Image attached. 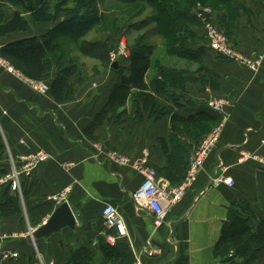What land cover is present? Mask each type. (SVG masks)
Here are the masks:
<instances>
[{
    "label": "crops",
    "instance_id": "1",
    "mask_svg": "<svg viewBox=\"0 0 264 264\" xmlns=\"http://www.w3.org/2000/svg\"><path fill=\"white\" fill-rule=\"evenodd\" d=\"M230 2L233 9L246 10L234 21L238 42L245 50L264 51V0ZM44 30L25 37L42 36L47 31ZM196 33L199 38L188 47L206 48L208 53L202 33L199 30ZM161 66L178 70L167 64ZM201 66L213 76L197 73ZM191 67L196 70L191 71ZM182 69L196 72L197 80L184 83V88L169 84L176 101L164 94L157 96L163 107L173 108L172 115L157 118L150 110H142L143 117H139L137 104L129 100L120 119L106 120L96 126L93 138L85 131L109 102L118 80L116 75L104 74L83 83L81 78L71 77L69 83L74 94L64 104L58 103L51 93L46 96L34 93L21 77L0 75L3 120L0 138L6 139L9 158L14 161L13 173L18 171L17 165L25 164L22 156L40 150L46 152L48 159L33 168L30 177L19 169L26 181L28 200L39 205L69 191L67 202L77 220L74 230L64 229L46 239L34 241L30 234L18 232L20 235L0 240V249L18 254V258L2 260L0 264H68L72 253L82 246L91 252L89 264H110L100 247L105 235L102 210L107 204L116 206L125 221L127 236L121 242L130 247L133 261L142 256L149 240L161 254L153 258L144 256L145 264H247L250 261L247 255L235 251L220 257L215 249L225 225L231 231L248 226L249 242L252 247L258 245L256 229L264 220V66L259 74H253L237 64L207 55L204 64H184ZM150 74L151 69L148 82L157 75ZM128 75L125 71V76ZM222 99L228 106L219 113L211 103ZM200 112H206L218 123L224 120L221 138L199 171L195 184L171 209L166 223L158 228L153 215L134 203V192L144 185V178L134 164L147 152L148 165L157 171L159 181L172 188V180L177 183L180 180L169 172L173 152L172 117L188 119ZM179 143L191 147L195 138L180 135ZM112 153L128 157L131 163L121 166L111 162L108 158ZM69 164L72 167L67 168ZM167 172L171 177H167ZM218 176L231 178L234 187L212 184ZM62 204H55L53 213ZM27 225L30 229L28 221ZM252 260L264 264L261 255Z\"/></svg>",
    "mask_w": 264,
    "mask_h": 264
},
{
    "label": "trees",
    "instance_id": "2",
    "mask_svg": "<svg viewBox=\"0 0 264 264\" xmlns=\"http://www.w3.org/2000/svg\"><path fill=\"white\" fill-rule=\"evenodd\" d=\"M0 1V36H6L14 33L29 32L33 24L48 23L53 21L50 14L55 8L65 6L70 0H7ZM57 1V2H56ZM130 2L132 0H122ZM143 1L151 4L159 13L156 17L161 25V33L171 41V50L179 52L180 56L186 59L194 60L197 64H204L206 55L205 49L192 50L188 47L190 42L195 39L194 27L199 23L197 16L192 9L198 3L205 4V0H133ZM222 1V0H221ZM226 1L229 10L221 18L222 24L229 33L232 32V24L241 17L240 9H233L230 0ZM17 6L14 12L8 11L5 7L8 3ZM58 3V4H57ZM186 4V7L180 8V5ZM99 0H76V6L70 14V18L62 22L61 29L54 28L45 35L15 41L0 49V56L3 60L10 63L24 77L33 81H45L48 76L58 67L59 61L55 63L51 54L57 47V36L62 28L65 34L72 38H80L89 33L101 20L102 15ZM24 14H27L25 16ZM93 57L104 62H109V49L106 43H96L92 46ZM171 51V52H173ZM152 49L147 46L138 45L132 49L129 58V66L124 71L129 72L125 76L124 71L120 73L116 84L111 90L109 102L95 122L85 131L88 137L93 138V131L96 126L102 125L104 121H118L123 115L122 110L126 107L129 100L137 104V115L142 116V110L152 112V116L157 118L163 115H172V107H163L158 101L157 96L164 94L169 99H174V94L169 91V84L184 88V83L196 81L195 73L187 69L173 70L165 66L158 69L157 75L148 82L147 75L152 67ZM158 67V66H157ZM60 68V67H58ZM118 68V72H119ZM198 72H206L212 75L209 69L201 66ZM79 73L76 64H70L64 68L61 67L60 74L54 79L51 85V95L61 104L67 103L74 94L73 86L69 83L71 77ZM160 77V78H159ZM201 79H205L202 77ZM216 87V85H215ZM218 124V120L209 116L206 112H200L195 116L185 119L180 116L172 117V135L173 152L170 155V171L177 178L178 183L172 180L173 187L182 183L187 177L190 169L189 157L199 146L203 137L207 135L212 127ZM187 135L195 138V144L191 147L182 146L179 143V136ZM0 166V171L1 170ZM2 174V173H1ZM0 174V175H1ZM167 177H171L167 172ZM25 185L26 181L23 180ZM24 194L28 196L24 186ZM6 198V199H5ZM27 212L34 221L33 227H39L43 220L51 215L55 209V204L50 201L39 205H33L28 197L25 203ZM21 208L19 196L7 190L3 197H0V209L16 211ZM250 228L245 226L240 231H231L225 225L221 238L219 239L215 254L220 257H226L232 251L247 255L250 261L247 264H255L252 259L257 255L264 257V220H262L256 229V238L258 245L252 247L246 236ZM101 251L106 254L110 264H134L133 254L126 244L121 241L115 246L109 245L105 236L100 240ZM256 255V256H255ZM259 258V257H258ZM91 261V252L87 246H82L72 253V260L68 264H89Z\"/></svg>",
    "mask_w": 264,
    "mask_h": 264
},
{
    "label": "rangeland",
    "instance_id": "3",
    "mask_svg": "<svg viewBox=\"0 0 264 264\" xmlns=\"http://www.w3.org/2000/svg\"><path fill=\"white\" fill-rule=\"evenodd\" d=\"M0 1H5L6 4L8 2L7 0ZM205 1V4L198 3L192 9V12L197 16L199 22L193 29L196 36L193 41H196L199 38L196 33L199 30L202 33L201 37L206 40L208 45V53L205 55L206 58L207 55H210L216 60L226 61L230 64H237L253 74H259L264 66V51L251 52L245 50L244 46L238 42L237 37L235 36V32L233 30L234 24H232V32L229 33L227 31L224 24L220 21L229 10V5L226 1ZM99 4V10L101 11L102 18L89 33L80 38H72L65 34L63 28L61 32H59L57 36V47L51 54L50 58L55 63L59 61L60 65H58V67L60 68H55L45 81H33L27 79L10 63L3 60L1 56L0 75H3L2 73H9L12 76L21 77L26 81V84L30 86L34 93H37L40 96H46L51 93V85L54 79L60 74L61 67L64 68L70 64L77 65L79 73L76 75V78H81L80 83L85 81H94L99 79V77L104 74H107L110 77H115L116 75L119 78L120 73H122L129 64L132 49L138 45L147 46L152 49V68L150 76H152L155 72H158L161 64H167L169 67L173 68L178 67V70L182 69L184 64H197V62L194 61L195 59L188 60L184 56H180L179 52L171 50V41H169V39L161 33V25L156 19V17H159V13L151 4L133 0L130 2H124L122 0H99ZM75 6L76 0H70L62 7H57L55 4L54 10L50 14L53 21L48 23L33 24V28L29 32L0 36V49L18 40L34 38L35 36H25L30 33H34L39 29L47 30L43 35L47 34L56 27L61 29L62 22L70 18V14ZM186 6L187 5L184 3L179 7L183 8ZM5 7L11 12L17 10V6L10 2ZM243 13H246V10L241 9V16ZM24 15L27 16V14ZM216 36H221L224 39L223 48L226 53L220 54L212 49L211 44H213V40ZM96 43L107 44L109 49V62H104L92 56L94 53L91 46ZM205 57L204 60L206 59ZM114 63L118 64L117 68H113ZM155 64H158V67ZM252 65L255 67L252 68ZM118 68L120 70L119 72ZM190 70L194 71L196 69L191 67ZM42 87L47 88V90L42 89ZM222 101L226 103V106L224 107L225 109L228 104L226 100L222 99ZM223 121L224 120L218 123L219 125L217 124L212 127L211 131L205 135L203 139L215 132L218 128L223 129ZM2 128L3 120L0 118V130ZM222 129L220 132V138L222 135ZM43 153L46 152L40 150L33 154V156L41 155ZM24 157L27 158L28 155L22 156L21 158ZM31 164V162H26L25 164L21 163L20 165H17V172H19L20 177V180L17 183L19 187L16 191H13L12 175L14 161L13 158H9V149L6 139L0 138V166L2 168L1 170H3L0 171V174L2 173L0 175V197H3L7 190H9L11 193L19 196L21 202V208L19 210L11 212L0 209V240L9 238L18 232L27 233L31 236L33 229L37 228L32 226L34 221L31 219L25 206L28 196H25L24 194V179H22L23 175L21 171H19V169L24 170L25 167L31 166ZM38 166L39 164L35 165L33 168H37ZM67 168L69 167L67 166ZM31 172L28 175L29 177L31 176ZM182 183L175 187H179ZM63 193L65 192H62L59 195ZM54 197H50L49 202H53L52 198ZM27 221L31 225L30 229L27 225ZM106 232L107 231L104 225L103 234Z\"/></svg>",
    "mask_w": 264,
    "mask_h": 264
},
{
    "label": "built area",
    "instance_id": "4",
    "mask_svg": "<svg viewBox=\"0 0 264 264\" xmlns=\"http://www.w3.org/2000/svg\"><path fill=\"white\" fill-rule=\"evenodd\" d=\"M223 43L224 39L221 36H216L213 40V44H211V47L217 53L223 54L226 53L224 52ZM251 67L254 68L255 66L252 65ZM42 89L47 90L45 87H42ZM225 106L226 103L222 100L213 101L211 103L213 110L219 113L223 112ZM221 129L222 128H218L215 132L204 138L195 151L192 152L189 157L190 169L188 171V175L179 187L167 188L159 181L157 171L148 165L147 152H143L142 157L135 162L134 167L144 178V185L135 191L132 197L137 208L147 210L153 215L156 227L160 228L166 223L171 209L184 199L186 193L195 184L199 171L204 167L211 152L220 140ZM47 159L48 155L45 153L36 156L30 155L27 158L24 157L22 160L25 163H32L31 166L24 168V173L29 175L35 165H38ZM108 159L121 166H126L131 163L128 157L118 153L110 154ZM67 166L70 168L72 167V164ZM12 179L13 191H16L19 187L17 185L20 180L19 173L14 172ZM212 184L226 185L229 188H233L235 185L231 178L225 176L215 177L212 180ZM68 192L69 191H66L63 194L52 198L53 202L56 204L67 202ZM102 218L107 231L104 235L105 240L109 245L115 246L121 241V239L127 236V226L125 221L117 207L113 204H107L104 206L102 210ZM160 254L161 250L154 247L152 241L149 240L143 248L142 256L136 257L134 264H145L143 259L144 256L153 258ZM14 258H18L17 253H10L0 249V261Z\"/></svg>",
    "mask_w": 264,
    "mask_h": 264
},
{
    "label": "water",
    "instance_id": "5",
    "mask_svg": "<svg viewBox=\"0 0 264 264\" xmlns=\"http://www.w3.org/2000/svg\"><path fill=\"white\" fill-rule=\"evenodd\" d=\"M118 64L114 63L113 68H117ZM76 217L69 206L68 202L60 205L52 214L50 219L35 232L31 237L34 241L46 239L52 235L60 233L64 229L74 230L76 228Z\"/></svg>",
    "mask_w": 264,
    "mask_h": 264
}]
</instances>
